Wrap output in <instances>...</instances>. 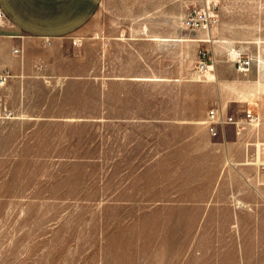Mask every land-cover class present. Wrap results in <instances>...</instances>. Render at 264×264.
<instances>
[{
	"label": "rangeland",
	"instance_id": "374dc122",
	"mask_svg": "<svg viewBox=\"0 0 264 264\" xmlns=\"http://www.w3.org/2000/svg\"><path fill=\"white\" fill-rule=\"evenodd\" d=\"M193 7L218 21L187 27ZM125 27L181 32L192 79H113L151 65ZM45 43L0 45V264H264V0H101ZM212 108L259 121L213 135Z\"/></svg>",
	"mask_w": 264,
	"mask_h": 264
},
{
	"label": "crops",
	"instance_id": "0c3cea01",
	"mask_svg": "<svg viewBox=\"0 0 264 264\" xmlns=\"http://www.w3.org/2000/svg\"><path fill=\"white\" fill-rule=\"evenodd\" d=\"M101 0H0V9L5 15V21L0 24V45L12 44L24 48L35 44L37 40L49 38L50 47L64 44L68 34H73L85 26L95 14ZM66 43V42H65ZM113 43L123 44L127 48L132 45L147 46L146 60L151 59V65L146 64V70L141 73H115L113 79L127 81L129 78L140 79L152 90V97L162 94L161 85L175 88L183 83L182 72L176 74L175 52H182L183 37L181 32L173 30L166 33L159 28H131L119 29L113 36ZM150 47L157 50V54L150 55ZM166 48L173 49L172 58H166ZM172 71V72H171ZM148 90V91H149ZM157 92V95L155 94ZM150 97V95H148ZM210 131V130H209Z\"/></svg>",
	"mask_w": 264,
	"mask_h": 264
},
{
	"label": "built area",
	"instance_id": "2783aa9c",
	"mask_svg": "<svg viewBox=\"0 0 264 264\" xmlns=\"http://www.w3.org/2000/svg\"><path fill=\"white\" fill-rule=\"evenodd\" d=\"M5 15L0 9V24L5 21ZM218 21V15L214 12H210L203 8L193 7L190 8L184 18V23L189 28H206L211 24ZM15 50H17L15 48ZM210 57L206 51H201L200 60L198 63V70L201 73H210L213 69V64L209 61ZM251 66V58L239 57L237 59V68L240 71H247ZM4 75H0L3 78ZM258 122L259 116L253 112V110H247L244 112L241 118L235 116L234 114H229L224 116V114L218 112L216 109L212 108L209 111V119L207 120L209 130L211 134L216 135L219 132V125L222 123L232 122L235 124H240L241 122Z\"/></svg>",
	"mask_w": 264,
	"mask_h": 264
}]
</instances>
